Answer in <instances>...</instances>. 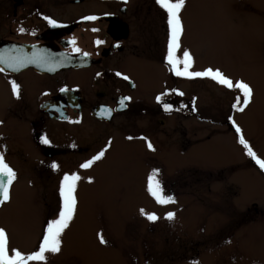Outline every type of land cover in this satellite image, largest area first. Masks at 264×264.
<instances>
[{
	"label": "rangeland",
	"instance_id": "rangeland-1",
	"mask_svg": "<svg viewBox=\"0 0 264 264\" xmlns=\"http://www.w3.org/2000/svg\"><path fill=\"white\" fill-rule=\"evenodd\" d=\"M180 18L176 55L190 52V71L219 69L234 82L248 83L250 103L241 102L243 111H237L232 105L239 90L185 77L186 83L178 84L191 97V120L174 114L158 126L146 115L112 123L108 139L103 135L95 145L111 148L92 170L78 174L74 217L61 236V251L46 254L47 264H264V172L246 155L232 123L264 159V0H185ZM156 19L148 22L141 41L135 30L133 43L138 49L143 43L145 55H157L163 65L168 25ZM148 102L152 105L151 98ZM125 133H144L157 147L141 151ZM154 169L163 194L174 203L157 204L147 192ZM24 179L13 183L10 200L0 205V228L10 248L29 253L57 216L60 198L53 199L52 192L61 178L54 173L32 186ZM45 188L51 194L45 195ZM140 209L158 219L148 221ZM167 212L174 213L172 220Z\"/></svg>",
	"mask_w": 264,
	"mask_h": 264
},
{
	"label": "flooded vegetation",
	"instance_id": "flooded-vegetation-1",
	"mask_svg": "<svg viewBox=\"0 0 264 264\" xmlns=\"http://www.w3.org/2000/svg\"><path fill=\"white\" fill-rule=\"evenodd\" d=\"M155 15L158 22L163 15L167 23L155 0H0V54L32 58L35 49L39 61L15 68L0 63V153L17 174L14 182L27 178L32 186L46 183L54 173L62 179L66 173L86 172L81 163L102 149H106L102 158L106 157L111 144L98 150L95 145L117 120L147 115L163 126L174 114L192 119L191 97L178 84L186 83L185 77L174 75L168 64L161 65L156 54L146 56L143 43L139 49L133 43L135 30L141 41ZM88 16L96 19L85 20ZM74 47L80 51H73ZM52 55H67L75 62L52 65ZM11 82L18 85L17 96ZM157 96L165 101L158 103ZM124 97L130 99L121 106ZM165 103L171 105L169 111L164 110ZM177 104L180 109L175 111ZM125 134L141 151L150 140L141 139L144 133ZM41 137L48 143H42ZM81 155L88 157L80 161ZM53 162L57 170L51 168ZM56 189L53 199L60 198ZM44 194L51 191L45 188Z\"/></svg>",
	"mask_w": 264,
	"mask_h": 264
},
{
	"label": "snow or ice",
	"instance_id": "snow-or-ice-1",
	"mask_svg": "<svg viewBox=\"0 0 264 264\" xmlns=\"http://www.w3.org/2000/svg\"><path fill=\"white\" fill-rule=\"evenodd\" d=\"M126 3L127 0H124ZM156 4L166 13L167 25H168V42H167V54L165 56L166 63L170 66V70L177 77L186 78H210L217 84L228 88L237 89L240 92V96L237 98V103H234L232 107L237 111H243V107L239 104L242 102L244 106L250 103L253 90L250 85L242 80H236L235 82L222 73L219 69L207 68L203 71H190L193 63V58L190 52L185 49L183 51L182 58L176 55L177 50L180 47V36L183 31V26L180 18V12L185 4V0H155ZM45 19L50 25L55 26L56 22L47 17ZM85 20H94L96 17L88 16L84 17ZM19 31L23 32L24 29L21 28ZM95 31V29H93ZM74 44V41H70ZM97 44L102 43V41H96ZM73 51L79 52L80 49L73 48ZM83 55L87 56L88 53ZM36 55L33 54L32 58L29 57H5L0 54V63H7L9 67L15 68L17 65H23L24 63L34 62ZM182 65V67H181ZM120 76L121 73H116ZM125 80L128 79L127 76L123 77ZM12 93L14 96L18 95V85L11 82ZM182 95V93H181ZM130 99L129 97H124L119 103L123 106L124 101ZM156 100L158 103L161 102V96H157ZM165 111L171 109V105L163 104ZM107 114H110V110H105ZM232 121V117L228 118ZM233 127L238 136V142L245 149L246 155L251 158L252 161L259 167V169L264 172V159L258 157V155L250 147L249 143L241 135V129L232 121ZM131 138V137H130ZM141 139H146L141 137ZM42 143H48V141L41 137ZM149 150H153V146L150 142L147 143ZM106 149H102L96 155L92 156L90 159L84 161L80 164L81 169H88L94 164V162L100 160ZM53 170L58 169V165L53 162L51 164ZM158 170L154 169L153 173L148 176L147 179V192L155 200L157 204L164 205L169 203H174V198L172 196H167L163 194V189L161 187L160 181L155 178ZM16 172L6 163L4 156L0 153V205L8 202L10 200V187L16 179ZM81 177L77 173L64 174L60 184H59V197L60 206L55 219H50L43 229L42 238L39 241L38 248L29 253H24L18 248L9 247V238L7 232L4 228H0V264H47L48 253L56 254L61 251L62 240L61 236L66 228L69 227L70 221L73 219L77 199L75 196L76 185ZM89 182H91L89 180ZM140 214L145 216L150 222H154L158 219L155 213H146L143 209H140ZM174 213L167 212L165 218L167 220H172ZM98 238L100 242L106 243L101 233H98Z\"/></svg>",
	"mask_w": 264,
	"mask_h": 264
},
{
	"label": "water",
	"instance_id": "water-1",
	"mask_svg": "<svg viewBox=\"0 0 264 264\" xmlns=\"http://www.w3.org/2000/svg\"><path fill=\"white\" fill-rule=\"evenodd\" d=\"M38 50L33 49V54L38 55ZM51 55V54H49ZM53 56V55H52ZM75 59L67 56V55H57L56 57L53 56V60L49 62L52 65H59V66H68L74 64ZM33 63H39V61H34Z\"/></svg>",
	"mask_w": 264,
	"mask_h": 264
}]
</instances>
